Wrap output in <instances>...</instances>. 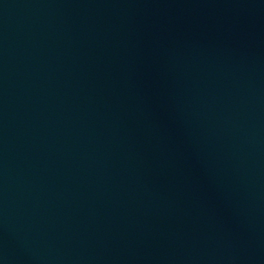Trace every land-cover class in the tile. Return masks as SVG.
<instances>
[{"label":"water","instance_id":"obj_1","mask_svg":"<svg viewBox=\"0 0 264 264\" xmlns=\"http://www.w3.org/2000/svg\"><path fill=\"white\" fill-rule=\"evenodd\" d=\"M151 264H264V205L217 233Z\"/></svg>","mask_w":264,"mask_h":264}]
</instances>
